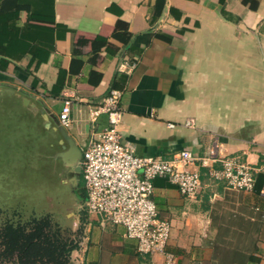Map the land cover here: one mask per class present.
Wrapping results in <instances>:
<instances>
[{"label":"crops","instance_id":"1","mask_svg":"<svg viewBox=\"0 0 264 264\" xmlns=\"http://www.w3.org/2000/svg\"><path fill=\"white\" fill-rule=\"evenodd\" d=\"M111 88L122 91L118 129L136 154L216 149L264 175V0H0V183L4 155L15 154L6 140L17 139L20 120L27 131L37 120L58 133L40 160L62 176L63 100H73L64 128L83 152L109 125L92 108ZM191 168L202 173L197 198L154 180L160 216L172 224L164 252L139 253L124 226H102L87 213L73 263L170 264L172 254L173 264H264L261 182L235 190ZM7 195L9 203L17 194ZM74 222L76 231L79 216Z\"/></svg>","mask_w":264,"mask_h":264},{"label":"built area","instance_id":"2","mask_svg":"<svg viewBox=\"0 0 264 264\" xmlns=\"http://www.w3.org/2000/svg\"><path fill=\"white\" fill-rule=\"evenodd\" d=\"M136 65L137 62L129 63L128 70ZM121 96V90L111 88L92 108L94 120L100 114H107L109 125L83 149L80 162L86 191L83 203L86 212L97 216L102 226L108 223L124 226L127 237L137 241L139 253L164 252L171 236L172 224L160 216L154 200L155 178H166L184 196L197 198L203 179L200 169L191 168L196 165L206 168L209 177L230 189L253 191L256 188L259 168L240 156L216 149L202 156L182 150L172 158L133 152L123 143L118 129L124 113ZM72 105V98L67 96L59 113L64 127L71 124ZM186 125L194 126V122L187 121ZM261 193L264 194V184ZM168 262H175L172 254Z\"/></svg>","mask_w":264,"mask_h":264},{"label":"rangeland","instance_id":"3","mask_svg":"<svg viewBox=\"0 0 264 264\" xmlns=\"http://www.w3.org/2000/svg\"><path fill=\"white\" fill-rule=\"evenodd\" d=\"M28 121L31 122L30 119ZM3 124L5 125V122ZM11 126H14V123ZM29 126L30 129L25 130L20 120L21 129L17 128L14 133L17 139L6 140L12 144L15 154L3 157L5 160L2 165L3 179L0 186L8 183L7 176L11 177L9 180L12 185L1 186L0 207L14 206L0 209V225L8 216L26 220L33 215L42 216L49 213L53 222L62 230L72 229L75 217L81 218L86 211L84 203L81 201V204H77L78 194L74 186L69 182H63L64 174L63 177L60 175L53 162L40 160L42 151L49 148L50 143H56L57 146L59 135L48 131L37 120L33 122V126L31 123ZM11 192L13 196L17 195L14 200L7 203L9 201L7 194ZM19 201L26 202L17 203Z\"/></svg>","mask_w":264,"mask_h":264},{"label":"trees","instance_id":"4","mask_svg":"<svg viewBox=\"0 0 264 264\" xmlns=\"http://www.w3.org/2000/svg\"><path fill=\"white\" fill-rule=\"evenodd\" d=\"M259 181L260 192L264 175L257 176ZM80 192L85 197L83 179L80 181ZM80 220V226L74 231L62 230L49 213L33 215L26 220L6 217L0 225V264H74L71 254L79 247L87 221L86 211Z\"/></svg>","mask_w":264,"mask_h":264},{"label":"water","instance_id":"5","mask_svg":"<svg viewBox=\"0 0 264 264\" xmlns=\"http://www.w3.org/2000/svg\"><path fill=\"white\" fill-rule=\"evenodd\" d=\"M58 127L62 132L64 139L67 141V145L63 144V150L57 154L60 157L64 164L71 169L68 178H64V181L71 183L74 186V190L77 192V204H81V201L84 200V197L79 195V187L81 181V160L83 156L82 149L77 145L74 138H72L64 126L61 125L60 121H57Z\"/></svg>","mask_w":264,"mask_h":264},{"label":"flooded vegetation","instance_id":"6","mask_svg":"<svg viewBox=\"0 0 264 264\" xmlns=\"http://www.w3.org/2000/svg\"><path fill=\"white\" fill-rule=\"evenodd\" d=\"M70 171H71V169L65 165L64 172H63L65 179L68 178Z\"/></svg>","mask_w":264,"mask_h":264}]
</instances>
